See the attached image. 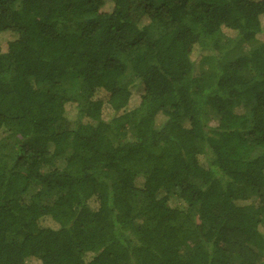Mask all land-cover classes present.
Masks as SVG:
<instances>
[{
    "label": "trees",
    "instance_id": "trees-1",
    "mask_svg": "<svg viewBox=\"0 0 264 264\" xmlns=\"http://www.w3.org/2000/svg\"><path fill=\"white\" fill-rule=\"evenodd\" d=\"M0 264H264V0H0Z\"/></svg>",
    "mask_w": 264,
    "mask_h": 264
},
{
    "label": "rangeland",
    "instance_id": "rangeland-1",
    "mask_svg": "<svg viewBox=\"0 0 264 264\" xmlns=\"http://www.w3.org/2000/svg\"><path fill=\"white\" fill-rule=\"evenodd\" d=\"M9 37H10L9 35H5V36L2 35V38H5V39H9ZM215 42L222 45V48L230 46L231 50L228 53H226V56H225V59L227 60L231 59L236 54H241V53H246V52L251 51L252 49L255 48V45H256L255 43L247 44L245 42H242L241 40H238V39L235 40L227 36H218L215 38ZM210 61H211L210 59H206V60L200 59L198 62H196L194 75H199L203 70L204 71L210 70L212 67L211 66L212 62L210 63ZM132 78L133 77L131 76L130 72H128L126 76L124 77V79H122L121 83L126 84L128 82H131ZM74 81H75V78L73 76H69L68 79H65V82L68 84H71ZM215 124L216 122L211 119V125H215ZM11 144H12L11 142L8 143L9 148L11 147ZM58 195H59L58 193L54 194V193L47 192L46 195L39 200V202L43 205L52 204L54 200L58 198Z\"/></svg>",
    "mask_w": 264,
    "mask_h": 264
}]
</instances>
